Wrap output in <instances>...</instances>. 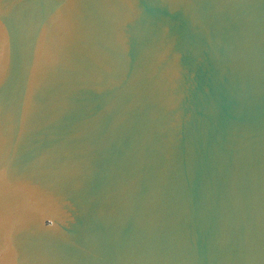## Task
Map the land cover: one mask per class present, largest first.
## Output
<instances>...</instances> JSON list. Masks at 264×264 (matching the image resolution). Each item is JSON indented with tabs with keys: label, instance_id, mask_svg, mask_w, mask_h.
<instances>
[{
	"label": "water",
	"instance_id": "water-1",
	"mask_svg": "<svg viewBox=\"0 0 264 264\" xmlns=\"http://www.w3.org/2000/svg\"><path fill=\"white\" fill-rule=\"evenodd\" d=\"M0 264H264V0H0Z\"/></svg>",
	"mask_w": 264,
	"mask_h": 264
}]
</instances>
